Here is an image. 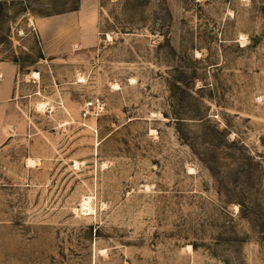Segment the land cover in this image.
Listing matches in <instances>:
<instances>
[{"label": "rangeland", "instance_id": "obj_1", "mask_svg": "<svg viewBox=\"0 0 264 264\" xmlns=\"http://www.w3.org/2000/svg\"><path fill=\"white\" fill-rule=\"evenodd\" d=\"M0 60V264H264V0H0Z\"/></svg>", "mask_w": 264, "mask_h": 264}, {"label": "crops", "instance_id": "obj_2", "mask_svg": "<svg viewBox=\"0 0 264 264\" xmlns=\"http://www.w3.org/2000/svg\"><path fill=\"white\" fill-rule=\"evenodd\" d=\"M16 63L0 60V100L14 94L16 90Z\"/></svg>", "mask_w": 264, "mask_h": 264}, {"label": "built area", "instance_id": "obj_3", "mask_svg": "<svg viewBox=\"0 0 264 264\" xmlns=\"http://www.w3.org/2000/svg\"><path fill=\"white\" fill-rule=\"evenodd\" d=\"M86 109H87V107H86ZM86 109H85V111L82 113L83 115L86 113Z\"/></svg>", "mask_w": 264, "mask_h": 264}, {"label": "bare ground", "instance_id": "obj_4", "mask_svg": "<svg viewBox=\"0 0 264 264\" xmlns=\"http://www.w3.org/2000/svg\"><path fill=\"white\" fill-rule=\"evenodd\" d=\"M40 105V104H39ZM85 200V199H84ZM87 201V200H86Z\"/></svg>", "mask_w": 264, "mask_h": 264}]
</instances>
